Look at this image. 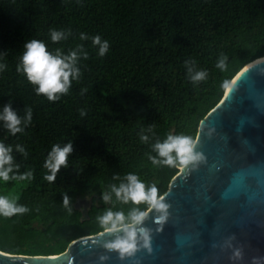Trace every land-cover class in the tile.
<instances>
[{"label": "trees", "instance_id": "1", "mask_svg": "<svg viewBox=\"0 0 264 264\" xmlns=\"http://www.w3.org/2000/svg\"><path fill=\"white\" fill-rule=\"evenodd\" d=\"M51 30L64 38L51 41ZM95 36L108 41L103 56ZM32 38L44 40L50 51L77 53L80 76L54 101L37 95L17 71ZM261 57L264 0H0V112L10 105L23 128L13 136L0 121V140L11 145L19 166L10 175L33 173L31 180H0V195L29 209L0 215V240H31L23 251L1 245L0 251L56 255L76 239L102 232L98 217L107 209L127 213L133 207L114 193L111 201L103 199L129 172L155 184L162 196L180 166L152 164V145L169 132L196 139L225 82ZM221 59L224 70L216 66ZM200 70L207 77L193 81ZM69 143L67 166L48 182L44 162L52 146ZM80 199L89 201L87 216L76 205Z\"/></svg>", "mask_w": 264, "mask_h": 264}, {"label": "water", "instance_id": "2", "mask_svg": "<svg viewBox=\"0 0 264 264\" xmlns=\"http://www.w3.org/2000/svg\"><path fill=\"white\" fill-rule=\"evenodd\" d=\"M229 84L200 122L195 151L204 159L179 167L162 195L167 219L148 212V247L121 257L103 246L114 236L102 231L56 255L0 251V264H264V57ZM76 205L87 216L89 201Z\"/></svg>", "mask_w": 264, "mask_h": 264}, {"label": "clouds", "instance_id": "3", "mask_svg": "<svg viewBox=\"0 0 264 264\" xmlns=\"http://www.w3.org/2000/svg\"><path fill=\"white\" fill-rule=\"evenodd\" d=\"M50 37L51 41L58 42L64 38V33L51 30ZM84 38L82 35L81 39ZM93 44L100 46V56L106 54L109 47L108 41L102 42L99 36H95L93 37ZM23 48L24 51L20 57L17 71L26 76L28 83L34 86L37 95H45L48 100L54 101L59 98L58 94L67 93L72 80L79 78L80 69L76 67L78 56L75 51H70L67 55L63 54L60 49H56L55 52L50 51L45 41L37 38L27 40ZM216 66L224 70L226 68L225 59H221ZM3 67L4 65L0 64V69ZM206 77L207 72L200 70L195 72L191 79L202 81ZM225 86L231 87L227 82H225ZM30 120L31 111L29 110L25 122H30ZM0 121L5 122L4 127L10 135L14 136L16 133L23 131L21 119L18 118L10 105H5L3 111L0 112ZM141 139L147 141L148 137L142 136ZM196 143V140L190 135L169 132L163 141H157L152 145L157 155H149V159L154 165L169 167L195 166L196 162L204 159L202 154L195 151ZM17 149L24 152L20 145H17ZM11 152V145L6 146L3 140H0V180H31L33 178L32 171H27L19 176L10 175L14 167H19L13 164ZM71 152V143L64 147H60L58 144L52 146V150L44 162V167L48 170L45 175L48 182H53L60 168L67 166V158ZM113 193L119 202L123 204L131 203L133 207L127 213L122 210L113 211L109 208L103 215L98 217L103 231L114 236L112 240L107 241L103 246L106 249L118 251L121 257L130 256L137 250L140 242L143 243L144 247H148L150 230L144 227L143 224L149 210L154 209L158 213L157 221L163 223L167 219L169 205L158 194V188L155 184H146L135 172L127 173L118 186L116 184L111 185L110 191L103 194L104 201H111ZM141 204L147 205V208L138 207ZM64 205L65 207L69 205L67 195L64 197ZM27 211L29 209L26 206L17 205L15 201L10 200L7 196L0 195V215L10 217ZM237 255H239L238 252ZM100 259L103 261L107 257L101 256Z\"/></svg>", "mask_w": 264, "mask_h": 264}, {"label": "rangeland", "instance_id": "4", "mask_svg": "<svg viewBox=\"0 0 264 264\" xmlns=\"http://www.w3.org/2000/svg\"><path fill=\"white\" fill-rule=\"evenodd\" d=\"M30 241L31 240H29L28 242H30ZM12 242H15V241L12 240V239L0 240V245L2 247H11V249H15V250L18 249L19 251H23V250H25V248L29 244L28 242H24V243L23 242H20L22 244L21 245H18L19 243L15 244V243H12Z\"/></svg>", "mask_w": 264, "mask_h": 264}, {"label": "flooded vegetation", "instance_id": "5", "mask_svg": "<svg viewBox=\"0 0 264 264\" xmlns=\"http://www.w3.org/2000/svg\"><path fill=\"white\" fill-rule=\"evenodd\" d=\"M83 210V209H82Z\"/></svg>", "mask_w": 264, "mask_h": 264}]
</instances>
